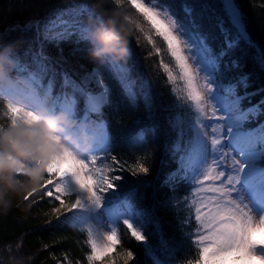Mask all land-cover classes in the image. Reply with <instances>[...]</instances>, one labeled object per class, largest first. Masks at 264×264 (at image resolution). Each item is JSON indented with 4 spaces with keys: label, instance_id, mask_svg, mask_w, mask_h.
<instances>
[{
    "label": "trees",
    "instance_id": "1",
    "mask_svg": "<svg viewBox=\"0 0 264 264\" xmlns=\"http://www.w3.org/2000/svg\"><path fill=\"white\" fill-rule=\"evenodd\" d=\"M234 2L242 13L245 30L254 47H248L241 41L238 47L220 58L217 70L212 71V85L223 100L233 99V94L228 91L235 84L237 75L230 68L233 60L243 65L242 71L249 76L250 84L246 90L236 88L235 94L243 95L245 91L256 93L264 88V66L259 60L264 49V0ZM153 3L167 7L188 29L211 69L214 67L212 58L225 49L228 40L236 39V30L227 19L223 0H153ZM185 6L191 9L190 18L184 15ZM109 7L116 6L110 4ZM120 10L145 26L128 0H122ZM61 16L88 28L89 21L95 18L92 0H0V51L11 48L15 58L29 71L40 72L42 81L36 88L42 94L51 83V97L74 96L75 119L84 120L87 116L86 122L95 130L100 124L105 125L107 144L93 146L89 150L90 156L96 155L97 166L112 164L111 158L115 156L121 163L127 161L134 165L139 161L149 168L146 175L133 176L130 171L114 173L122 177L112 190L118 205L127 198L133 213L144 214L139 219L144 223L146 243L152 247L161 264H186V261L194 260L198 250L194 241L203 230L195 220L193 201H198L195 193L200 186L198 180L203 179V169L198 168L200 170L195 175H184L181 158L187 154L194 133L187 121L191 108L183 83L169 81L161 66L167 64L169 68H175L165 42L153 33V42L149 43L144 38L147 26L145 32L134 29L129 55L121 62L128 70L129 80L134 82L133 91L137 99L132 104L111 64L93 63L87 59V40L80 39L78 35L60 40L55 38V31L59 29H52L51 25ZM29 24L33 26L28 27ZM15 25L19 27L14 28ZM59 49L63 50L67 61L60 60ZM73 49H78L75 55H71ZM38 65H42V70ZM80 65L84 66L83 69ZM73 70L78 75H73ZM93 70L99 72V78L109 88L110 103L99 112L88 113L87 94L90 91L79 82L84 72ZM64 73H68L72 83L81 90H74L71 85L65 87ZM12 75L25 79L27 72L15 69ZM145 94L150 99V109L145 105ZM5 98L0 99V120ZM262 99L264 95H253L241 102L239 107L243 110L256 106L261 108L260 114L243 123L242 130H255L264 122ZM177 118L179 124L173 127ZM151 128L156 129L154 134L147 131ZM142 130L146 133L143 141L138 139ZM177 142L180 143L179 150L174 148ZM49 200L48 197L41 200L39 194H35L29 201L14 199L7 211H0L2 264H14L21 257L30 258L26 259V264H87L84 247L81 246L85 233L73 227L70 219L66 220L71 213L60 217V221L48 216L54 206ZM48 219L52 220L51 224L46 222ZM119 224L123 225L121 221ZM122 231L129 235L126 227H122ZM129 239L133 252L138 253L137 264H152L151 258L137 246L135 239L131 236Z\"/></svg>",
    "mask_w": 264,
    "mask_h": 264
},
{
    "label": "snow or ice",
    "instance_id": "2",
    "mask_svg": "<svg viewBox=\"0 0 264 264\" xmlns=\"http://www.w3.org/2000/svg\"><path fill=\"white\" fill-rule=\"evenodd\" d=\"M128 4L136 10L142 18L143 24L147 26L144 38L152 43V34L154 33L156 37L162 38L166 43L167 53H170L171 58L174 59L175 68H178L179 71L174 75L175 68H169L167 64H162L164 72L167 73L169 81L175 83L177 80H181L185 83L187 99L195 105L197 112L203 115L202 105L205 93L213 91L209 85L213 78L212 71L217 70L220 58L238 47L241 41L248 47H254L245 30L242 13L234 0H223V4L227 19L236 30V39L228 40L225 49L221 50L218 56L212 58L214 67L204 77L203 85H198L197 82L200 69L194 70L190 63L192 46L185 35L188 29L174 18V14H171L167 7L158 8L153 0H128ZM183 11L185 17L190 18L191 9L185 6ZM32 26V24L28 25V27ZM145 26L137 23L136 30L145 32ZM51 28L59 29L55 31L57 40L67 39L73 35L87 40L88 28L83 27L75 20H68L61 16L51 25ZM45 39H47V35ZM77 51L78 49H73L71 55H75ZM59 53L60 60L67 61V58L63 56L62 49H59ZM259 60L261 66H264V49L261 50ZM110 64L117 73V78L129 101L135 104L137 96L133 91L134 82L129 80L127 68L116 63ZM83 67L80 65L81 69ZM38 68L42 70V65H38ZM230 68L237 75L235 84L228 89L233 94L229 108L233 115L229 116L226 131L223 132V135L228 137V145L222 142L221 129L217 124H203L202 121L199 122L202 127L196 129L197 141L192 145L193 152L205 150L206 146L199 142V138L211 135L210 148L214 155V166L207 168L203 179L198 180L200 186L195 193L198 196V201H193V203L195 205V220L203 231L194 241L198 246L195 259L186 261V264H226L229 257L232 258L233 264H236L237 261H247L250 264L252 259L259 260L264 264V195L260 198L253 197L260 208L256 218L247 210V205L232 198V193L236 191V186L241 184V180H244L249 187L264 190V122H261L255 130H242L243 123L250 117L260 114L261 108L256 106L243 110L239 107L243 100L250 99L253 95H264V88L258 89L256 93L245 91L243 95L235 94L236 88L246 90L250 87L249 76L242 71L243 65L238 60H233ZM15 69L19 72H27L24 81L27 87L16 88L13 86L7 91L0 88V99L5 96L9 97L7 111L4 115L13 125L18 122L31 124L38 117L34 110H26L25 107L12 103V98L23 101L25 105H33L35 109L46 111L49 115H55L58 109L59 112L74 118L76 105L74 96L56 97L53 99L52 106L49 107L48 98L51 96L52 84L49 83L46 91L41 95L36 90V86L40 85L42 81L40 72L29 71L18 58H15ZM72 74L78 75L74 70ZM99 75L98 71L93 70L80 77L81 86H87L90 82L95 81L96 85L102 89L99 94L93 95L91 92L87 94L89 112H99L103 106L110 103V90L104 86ZM63 84L65 87L71 85L74 90H81L72 83L68 73H64ZM143 98L146 107L150 109L148 95L145 94ZM260 105H264V99L260 101ZM210 118H216L215 111L212 112ZM84 121H87V116L84 117ZM178 124L177 118L173 127H177ZM193 127L196 128V126ZM147 131L154 134L156 129L151 128ZM87 135L93 138L94 148L100 144H107L108 137L104 124L97 126L95 133L89 131ZM145 135V131L142 130L138 134V139L143 141ZM180 135H183L182 131ZM225 147H231L233 152H238L239 158L233 156L232 152L225 151ZM174 148L179 150L180 143L177 142ZM111 159L112 164L97 166L96 155L78 157L70 150V147L62 148L48 161L45 179L39 191L27 196L25 201H29V198L35 194H39L41 200L45 197L50 198L49 203L54 206L47 215L54 217L57 221H60V217L65 216L66 213L72 214L71 217H66V220L70 219L73 227L79 225L80 230L86 231L87 234L86 243L90 246V254L86 256L87 264H116L115 259L108 254L114 252L121 243L117 230L121 219L130 236L144 245L145 254L151 258L152 264H161L152 247L146 243L147 237L143 231L144 223L142 219H139L144 214L133 213L132 204L127 198L115 207L105 208V212L112 221V226L107 227L101 233L93 225V221H99V210L104 207V193L113 190L117 186L115 182L122 179L120 175L114 173L130 171L133 176L149 173V168L139 161L132 165L127 161L119 162L115 156ZM221 165H227L231 171L226 175L225 170H218ZM225 179L226 184L223 183ZM205 182H209L207 186H205ZM217 182H221L219 186H217ZM35 202L31 201V203ZM46 222L51 224L52 220L48 219ZM257 232L260 233L259 240L254 238ZM132 259V251L123 253V264H129Z\"/></svg>",
    "mask_w": 264,
    "mask_h": 264
},
{
    "label": "clouds",
    "instance_id": "3",
    "mask_svg": "<svg viewBox=\"0 0 264 264\" xmlns=\"http://www.w3.org/2000/svg\"><path fill=\"white\" fill-rule=\"evenodd\" d=\"M122 0H92L95 18L86 33L87 59L93 63H120L129 55L130 37L137 22L120 10ZM115 4L116 7H109ZM11 48L0 51V88L20 87ZM31 124L11 122L0 125V211H7L13 200L25 201L38 192L45 179L47 163L62 148L76 144L82 152L90 146L89 126L58 112L41 110ZM21 257L14 264H26Z\"/></svg>",
    "mask_w": 264,
    "mask_h": 264
},
{
    "label": "rangeland",
    "instance_id": "4",
    "mask_svg": "<svg viewBox=\"0 0 264 264\" xmlns=\"http://www.w3.org/2000/svg\"><path fill=\"white\" fill-rule=\"evenodd\" d=\"M158 8H165L164 5H160L158 3H154ZM170 12V10H169ZM171 13V12H170ZM175 18V17H174ZM185 35L187 36V40L189 44L192 46V53H191V60L190 63L192 65V68L195 70L197 68L200 69L199 77L197 78L198 85H203L204 83V77L208 74L209 71L212 69L210 68V63L206 59L204 52L197 46L196 40L189 34V32H186ZM166 44V43H165ZM174 60V59H173ZM123 65L121 62L116 63ZM175 66V63H174ZM179 69L175 68V72H178ZM92 71L84 72L82 75L90 73ZM213 76V74H212ZM25 79L18 78V83L20 87L17 88H26L27 85L25 84ZM178 84L183 83V91L186 94L187 97V91H186V86L185 83L181 80L176 81ZM213 91L212 93H205V99H204V104L202 107L204 108V114L201 115L200 113L197 112L195 105L192 104L188 99V103L190 104V116L187 121L191 123L192 129H193V137L191 139L190 146L188 147L187 154L183 158L182 162V167L184 169V175H190L193 174L195 175L196 172H198L202 168V178L205 170L209 167L214 166V155L211 152L210 148V140H211V135L207 137H200L199 142L203 143L206 148L203 151H198V152H193L192 151V145L194 142L197 141V135H196V129L201 128L202 125L199 123L200 121L203 122V124H217L218 127L221 129V136H222V142L225 145H228V137L223 135V132L226 131V125L228 123V118L229 116L233 115L232 111H229L230 105H231V100H223L220 97H218V93H216L217 89L212 85V82L209 85ZM87 89L93 94H99V92L102 90L99 88L95 81L90 82L87 86ZM36 90L43 95L37 88ZM217 94V95H215ZM5 98V97H4ZM54 97H49L48 98V105L49 107L52 106ZM5 103H4V110H3V117L0 120V125L7 126L10 123V120L7 118V116L4 115V113L7 111V104L9 103V97L5 98ZM11 102L16 104L17 106L25 107L26 110H34L36 114H40L41 110L35 109V106L33 105H25L23 101L17 99V98H12ZM216 112V118H210L212 112ZM59 110L57 109V113ZM88 113H91L88 111ZM75 119V118H74ZM79 124H85L89 126L90 131L95 133V129L93 126H91L90 123L85 122L83 119L82 120H77L75 119ZM188 122V123H189ZM193 126H196L194 129ZM90 146L87 152H82L80 148L76 144H70V150L77 155L78 157H85L89 156V150L91 147L94 146L93 138L90 136ZM225 151L232 152V155L235 156L236 158H239L238 152H233L231 147H225ZM218 170H225L226 175L231 171L230 167L227 165H221ZM209 182L205 183V186L208 185ZM221 182H217V186L220 185ZM224 184H226V179L223 181ZM212 195V194H209ZM262 195H264V190H261L260 188H252L249 187L244 180H241V184L236 186V191L232 193V198L236 199L238 202H241L243 205H247V210L250 211V214L253 215L254 218L257 217V214L260 211L259 205L256 204V202L253 200V197L255 198H260ZM105 196V203L104 207L99 210V221H93V225L95 228H97L101 233H103L107 227L112 226V221L108 217L107 213L105 212V208H112L118 205V199L116 194L112 191L109 190L108 192L104 193ZM121 223L122 219L120 220ZM119 221V222H120ZM80 229V226H77ZM122 227H126L125 225H120L118 224L117 230L118 234L120 237L121 243L117 246L114 252H111L108 254V256L112 257L115 259L116 264H123V253L126 251H134L133 247L131 246L130 243V233L127 236L125 232L122 231ZM81 231V230H80ZM128 231V230H127ZM82 232V231H81ZM85 235H82L83 242L81 243V246L84 247V257L86 260V256L90 254V246L87 245V234L86 231H83ZM198 238V236H197ZM255 239L259 240L260 239V233L257 232V234L254 237ZM132 239V237H131ZM134 239V238H133ZM136 241V240H135ZM137 246L140 248L142 247L144 249V245L141 242L136 241ZM87 261V260H86ZM138 253L133 252V259L129 261V264H137L138 263ZM226 264H233L232 258L229 257L228 260L226 261ZM236 264H249L247 261H237ZM250 264H262L261 261L252 259L250 261Z\"/></svg>",
    "mask_w": 264,
    "mask_h": 264
}]
</instances>
